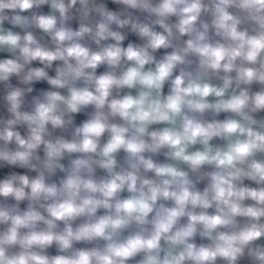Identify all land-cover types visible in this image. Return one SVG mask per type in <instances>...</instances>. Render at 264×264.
Masks as SVG:
<instances>
[{"label": "clouds", "instance_id": "1", "mask_svg": "<svg viewBox=\"0 0 264 264\" xmlns=\"http://www.w3.org/2000/svg\"><path fill=\"white\" fill-rule=\"evenodd\" d=\"M0 264H264V0H0Z\"/></svg>", "mask_w": 264, "mask_h": 264}]
</instances>
